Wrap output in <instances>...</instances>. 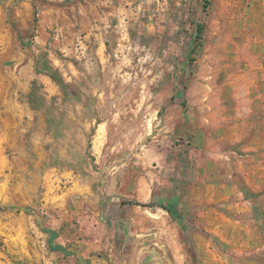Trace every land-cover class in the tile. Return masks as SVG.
Here are the masks:
<instances>
[{"label":"rangeland","instance_id":"1","mask_svg":"<svg viewBox=\"0 0 264 264\" xmlns=\"http://www.w3.org/2000/svg\"><path fill=\"white\" fill-rule=\"evenodd\" d=\"M209 1L0 0V264H264V0Z\"/></svg>","mask_w":264,"mask_h":264},{"label":"crops","instance_id":"2","mask_svg":"<svg viewBox=\"0 0 264 264\" xmlns=\"http://www.w3.org/2000/svg\"><path fill=\"white\" fill-rule=\"evenodd\" d=\"M242 211H244V212L250 211L249 206L245 205L244 208H242ZM237 227L241 228L242 233L244 235V240L246 243L256 244L257 251H262L264 249V222H262L259 219L258 221L253 220V221L247 222L243 226L237 225L236 223L229 224V229L233 232H235V229H237ZM220 230H221L220 226L217 228H214L215 233H217V231L220 232ZM218 235H220V234H218ZM222 239L224 241H229L227 238H225V239L222 238ZM258 264H262V263H258Z\"/></svg>","mask_w":264,"mask_h":264},{"label":"trees","instance_id":"3","mask_svg":"<svg viewBox=\"0 0 264 264\" xmlns=\"http://www.w3.org/2000/svg\"><path fill=\"white\" fill-rule=\"evenodd\" d=\"M210 5V1L209 0H203V9H204V12H206V9L209 7ZM204 29H205V24L204 23H198L197 24V30H196V37L198 39H200V35L203 34L204 32ZM130 205H141L139 202H130L129 203ZM4 209L0 206V212L3 211ZM168 211L173 214L175 217H176V213L171 209V208H168Z\"/></svg>","mask_w":264,"mask_h":264}]
</instances>
